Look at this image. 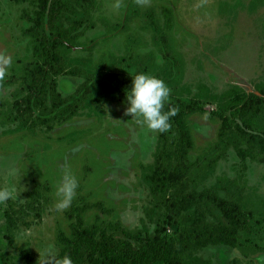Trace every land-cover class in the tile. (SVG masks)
<instances>
[{
    "label": "rangeland",
    "instance_id": "1",
    "mask_svg": "<svg viewBox=\"0 0 264 264\" xmlns=\"http://www.w3.org/2000/svg\"><path fill=\"white\" fill-rule=\"evenodd\" d=\"M37 5L0 0V55L13 60L0 80V187L20 193L0 205V264H55L79 223L157 239L144 264H264V150L253 138L264 141V104L243 103L264 97V0H71L57 73L27 33ZM37 66L49 71L42 99L30 93ZM138 73L170 88L164 111L198 105L190 149L172 117L160 133L126 114L131 86L116 80ZM65 169L79 186L57 210ZM192 193L240 206L236 246L184 241L194 219L228 224L205 198L183 203Z\"/></svg>",
    "mask_w": 264,
    "mask_h": 264
},
{
    "label": "trees",
    "instance_id": "2",
    "mask_svg": "<svg viewBox=\"0 0 264 264\" xmlns=\"http://www.w3.org/2000/svg\"><path fill=\"white\" fill-rule=\"evenodd\" d=\"M70 1L38 0L35 25L33 28H29L27 32L32 33L36 39L35 51L38 55H40L41 51L48 49L49 53L45 63L48 65L50 71L55 73L58 72L57 64L61 60L60 47L66 37V33L58 23H60L61 18L69 7ZM29 75L33 82L30 93H34L35 95L32 94L34 97L44 98L45 78L49 75V71L45 66H37L29 71ZM116 81L131 86L132 79L124 77L118 78ZM2 86L3 84L0 83V89ZM243 103H245L246 108L252 105H263L264 97H256L251 99L249 103ZM173 109L176 111L172 118L182 134V145L184 149H190L192 147V140L187 118L198 111V105L195 103L188 105L178 102ZM248 128L249 126L246 123V129ZM253 138L258 143H261L262 150H264V141L261 138ZM165 174L166 171H162L158 179H165ZM204 198L213 203L224 214L228 220V224L218 228H211L209 225H196V219H194L191 224L192 226L190 225L189 230L185 231L186 234L183 233L184 241L194 242L205 238L206 245L230 244L236 246V232L244 228L248 223L240 206L216 196H206V194L198 193L189 194L182 201L185 204L195 205ZM201 219L203 222L205 221L204 217ZM156 241L157 239L154 241L149 239L143 243L137 237L117 238L107 231L99 230V228H83L81 223H79L73 226L71 238H62L64 247L59 259L68 255L71 257L73 264H144L150 261L157 253L158 247ZM206 263L208 264V262Z\"/></svg>",
    "mask_w": 264,
    "mask_h": 264
},
{
    "label": "clouds",
    "instance_id": "3",
    "mask_svg": "<svg viewBox=\"0 0 264 264\" xmlns=\"http://www.w3.org/2000/svg\"><path fill=\"white\" fill-rule=\"evenodd\" d=\"M13 60L10 56L0 55V80L7 75L8 69L12 66ZM170 88L162 79L147 73H138L132 77L131 87L127 95L128 108L126 114L147 126L148 129L166 132L170 128V117L175 115V109L164 111L165 103L170 97ZM79 186V181L70 170L63 171L60 181L56 185L55 196L57 210L67 209ZM20 193L16 185L10 184L7 187H0V205L8 201L18 200ZM56 264H73L70 256L65 255L56 260Z\"/></svg>",
    "mask_w": 264,
    "mask_h": 264
}]
</instances>
